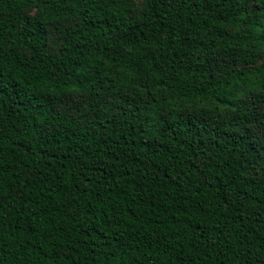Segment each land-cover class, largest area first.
<instances>
[{"label":"trees","instance_id":"1","mask_svg":"<svg viewBox=\"0 0 264 264\" xmlns=\"http://www.w3.org/2000/svg\"><path fill=\"white\" fill-rule=\"evenodd\" d=\"M0 264H264V0H0Z\"/></svg>","mask_w":264,"mask_h":264},{"label":"rangeland","instance_id":"2","mask_svg":"<svg viewBox=\"0 0 264 264\" xmlns=\"http://www.w3.org/2000/svg\"><path fill=\"white\" fill-rule=\"evenodd\" d=\"M138 2H140L141 0H137ZM55 42V41H54Z\"/></svg>","mask_w":264,"mask_h":264}]
</instances>
